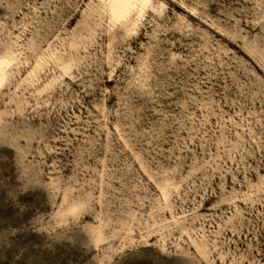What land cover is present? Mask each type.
I'll use <instances>...</instances> for the list:
<instances>
[{"label":"rangeland","instance_id":"374dc122","mask_svg":"<svg viewBox=\"0 0 264 264\" xmlns=\"http://www.w3.org/2000/svg\"><path fill=\"white\" fill-rule=\"evenodd\" d=\"M122 3L0 0V264H264V0Z\"/></svg>","mask_w":264,"mask_h":264},{"label":"bare ground","instance_id":"6f19581e","mask_svg":"<svg viewBox=\"0 0 264 264\" xmlns=\"http://www.w3.org/2000/svg\"><path fill=\"white\" fill-rule=\"evenodd\" d=\"M124 2H128V4L122 3L126 8L132 9L136 5L137 0H124Z\"/></svg>","mask_w":264,"mask_h":264},{"label":"clouds","instance_id":"9594fccd","mask_svg":"<svg viewBox=\"0 0 264 264\" xmlns=\"http://www.w3.org/2000/svg\"><path fill=\"white\" fill-rule=\"evenodd\" d=\"M86 208V205L78 206V212L83 213Z\"/></svg>","mask_w":264,"mask_h":264}]
</instances>
